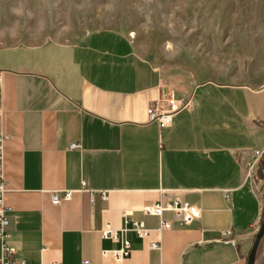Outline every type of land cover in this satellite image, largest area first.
<instances>
[{"label": "crops", "instance_id": "1", "mask_svg": "<svg viewBox=\"0 0 264 264\" xmlns=\"http://www.w3.org/2000/svg\"><path fill=\"white\" fill-rule=\"evenodd\" d=\"M239 75L198 81L175 99L161 70L116 29L70 41H0L13 259L117 264L102 250L120 243L101 230H119L128 218L144 222L149 235L124 232L131 249L123 264H246L264 212V80ZM149 108L171 111L170 124L160 128ZM258 149L262 157L248 175ZM65 190L71 198L53 204L52 193ZM174 200L200 216L182 224L166 211L171 226L160 229V218L142 212ZM226 229L234 244L222 240ZM255 264H264V250Z\"/></svg>", "mask_w": 264, "mask_h": 264}, {"label": "rangeland", "instance_id": "2", "mask_svg": "<svg viewBox=\"0 0 264 264\" xmlns=\"http://www.w3.org/2000/svg\"><path fill=\"white\" fill-rule=\"evenodd\" d=\"M104 28L129 35L175 99L207 78L264 80V0H0V41H70ZM263 250L264 237L257 258Z\"/></svg>", "mask_w": 264, "mask_h": 264}, {"label": "built area", "instance_id": "3", "mask_svg": "<svg viewBox=\"0 0 264 264\" xmlns=\"http://www.w3.org/2000/svg\"><path fill=\"white\" fill-rule=\"evenodd\" d=\"M172 109V108H171ZM148 115L151 121L157 122L160 128H164L171 122L172 112L171 111H163L158 108L148 109ZM4 134L0 130V242H1V258L0 264H25L23 259L18 261L14 260L12 255L14 250L7 245L6 240L8 238L7 228L9 225L8 211L9 207L6 206L4 195L6 192L4 174H3V161H4ZM76 147V144H71L70 148L73 149ZM263 150H254L250 156V159L247 163L248 175L252 174V171L260 158L262 157ZM72 191L65 190L62 194L52 193L51 202L53 204H58L62 200H69L71 198ZM225 198H227L228 193L225 192ZM104 196V195H103ZM171 211L175 213L179 218L182 224H187L192 220L198 218L200 216V210L193 205L182 203L179 201H172L166 205H163L161 202H153L146 204L142 207V212L145 215L156 216L160 218L161 224L160 229L170 228V223L163 220L162 216L164 212ZM126 231L134 232L140 238H146L149 235V229L146 228L144 222L136 221L133 219H124V225L116 230L110 227L108 224L102 228L101 235L104 239H109L114 242H119L120 246L116 249H105L102 250V256H112L117 264H123L124 260L129 256L131 243L128 239H126L123 234ZM222 240L225 243L234 244L235 240L233 237V233L230 229H226L222 231ZM151 246L156 248L158 247L155 242L151 243ZM82 264H90V262L86 259L82 260Z\"/></svg>", "mask_w": 264, "mask_h": 264}, {"label": "water", "instance_id": "4", "mask_svg": "<svg viewBox=\"0 0 264 264\" xmlns=\"http://www.w3.org/2000/svg\"><path fill=\"white\" fill-rule=\"evenodd\" d=\"M263 236H264V219L261 221L258 230L254 236V240L247 255L246 264H255L258 249L260 247V243L262 241Z\"/></svg>", "mask_w": 264, "mask_h": 264}, {"label": "trees", "instance_id": "5", "mask_svg": "<svg viewBox=\"0 0 264 264\" xmlns=\"http://www.w3.org/2000/svg\"><path fill=\"white\" fill-rule=\"evenodd\" d=\"M264 219V212H263V214H262V217H261V221ZM258 251H259V249H258ZM257 255H258V253H257Z\"/></svg>", "mask_w": 264, "mask_h": 264}]
</instances>
